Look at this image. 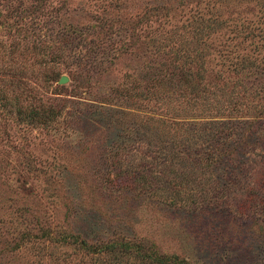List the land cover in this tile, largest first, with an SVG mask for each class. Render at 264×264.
<instances>
[{"label":"rangeland","instance_id":"rangeland-1","mask_svg":"<svg viewBox=\"0 0 264 264\" xmlns=\"http://www.w3.org/2000/svg\"><path fill=\"white\" fill-rule=\"evenodd\" d=\"M12 1L0 93L60 115L31 125L0 108V226L43 216L189 264H264V0ZM13 245L0 237V264H117Z\"/></svg>","mask_w":264,"mask_h":264},{"label":"trees","instance_id":"trees-1","mask_svg":"<svg viewBox=\"0 0 264 264\" xmlns=\"http://www.w3.org/2000/svg\"><path fill=\"white\" fill-rule=\"evenodd\" d=\"M7 4H14L12 0H6ZM37 2L42 3L43 0H37ZM37 8V7H33ZM29 10V9H28ZM27 12V10L22 12V15ZM176 68V66H175ZM11 79L16 80L18 86L21 84L28 88L26 83H22L20 80L21 72L18 70L11 73ZM23 90H26V88ZM18 103V99H15ZM0 108L2 110L8 109L9 112L16 113V116L21 118L27 124H35L44 121L45 123H49L48 121H54L60 114L56 113L54 110H45L46 108L42 106H35L26 111L20 109V107L16 105H11L9 99H7L6 94L0 93ZM251 124V123H250ZM249 127L251 128V125ZM230 128L223 127L216 132L215 142L218 143H228L229 137L226 135ZM234 132V130L232 131ZM264 133V131H263ZM214 140L212 139L211 143ZM239 144V142H236ZM216 151V150H215ZM231 152V150H230ZM234 153V150H232ZM42 218V219H41ZM41 218H37L36 216L31 217L28 221L27 228L18 233L7 231L3 226V230H0V237H2L6 243L14 244L13 249L20 246L21 243L29 241L31 237L38 240H54L55 242L62 243L64 245H72L76 248L81 249L82 251H92L93 253H104L109 257H113L114 263L119 264H127L129 261L134 262V260H140L138 264H144L142 261H154V264H189L186 260L182 259L178 255H165L162 252H154V250L150 249L146 245V241H142L141 239L135 238H127L124 236H119L118 238L111 237L108 240H97V241H89L85 238H82L80 235H75L71 233V231L65 230V232L61 229V227L56 225V227L52 228L50 225V221L41 216ZM41 219V220H38ZM30 227V228H29ZM29 228V230H27ZM33 233V234H30ZM154 248V247H152Z\"/></svg>","mask_w":264,"mask_h":264},{"label":"water","instance_id":"water-1","mask_svg":"<svg viewBox=\"0 0 264 264\" xmlns=\"http://www.w3.org/2000/svg\"><path fill=\"white\" fill-rule=\"evenodd\" d=\"M67 82H68V78H67L66 76L61 77V79H60V81H59V83H60L61 85H64V84H66Z\"/></svg>","mask_w":264,"mask_h":264}]
</instances>
